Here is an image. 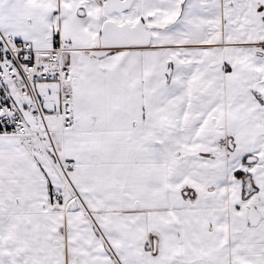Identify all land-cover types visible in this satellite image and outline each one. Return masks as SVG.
I'll return each mask as SVG.
<instances>
[{
    "label": "snow or ice",
    "instance_id": "1",
    "mask_svg": "<svg viewBox=\"0 0 264 264\" xmlns=\"http://www.w3.org/2000/svg\"><path fill=\"white\" fill-rule=\"evenodd\" d=\"M0 264H264V0H0Z\"/></svg>",
    "mask_w": 264,
    "mask_h": 264
}]
</instances>
